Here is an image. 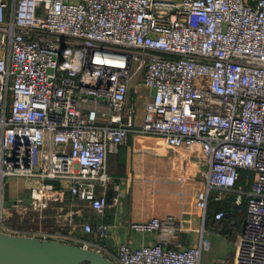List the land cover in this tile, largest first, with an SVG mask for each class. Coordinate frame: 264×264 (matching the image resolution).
Segmentation results:
<instances>
[{
  "label": "built area",
  "instance_id": "1",
  "mask_svg": "<svg viewBox=\"0 0 264 264\" xmlns=\"http://www.w3.org/2000/svg\"><path fill=\"white\" fill-rule=\"evenodd\" d=\"M140 73L150 97L137 125L129 96ZM132 132L199 147L209 163L203 220L215 190L246 207L234 258L215 264H264V0H0V233L115 264H202V239L170 246L174 216L132 223L159 240L110 252V226L63 212L67 193L105 210L108 154ZM11 180L25 192L7 199ZM54 206L59 227L43 228Z\"/></svg>",
  "mask_w": 264,
  "mask_h": 264
},
{
  "label": "crops",
  "instance_id": "2",
  "mask_svg": "<svg viewBox=\"0 0 264 264\" xmlns=\"http://www.w3.org/2000/svg\"><path fill=\"white\" fill-rule=\"evenodd\" d=\"M142 94L147 102L150 90L142 84H135L129 96L133 110L137 111V101ZM143 113L136 112L137 125H140ZM208 170L209 163L199 147L193 150L169 147L156 136L132 132L126 144L108 154L107 173L111 179L105 210L98 213L74 200L69 193L61 204L65 213L73 214L78 224L89 222L110 226L111 235L102 243L110 252L121 243L141 247L157 242L158 234L137 233L131 229L132 223L154 217H175L176 227L181 231L170 239V246H192L201 239L204 245L207 228L197 207V195L205 187ZM11 185L15 187L11 197L25 192L23 180H11L9 187ZM208 233L211 235L213 231ZM77 235L85 240L99 241L95 233L86 234L79 230ZM208 253L210 251L204 247L206 259L203 263L202 257V264H215L218 258L211 259Z\"/></svg>",
  "mask_w": 264,
  "mask_h": 264
},
{
  "label": "water",
  "instance_id": "3",
  "mask_svg": "<svg viewBox=\"0 0 264 264\" xmlns=\"http://www.w3.org/2000/svg\"><path fill=\"white\" fill-rule=\"evenodd\" d=\"M0 264H115L106 256L68 243L0 233Z\"/></svg>",
  "mask_w": 264,
  "mask_h": 264
},
{
  "label": "rangeland",
  "instance_id": "4",
  "mask_svg": "<svg viewBox=\"0 0 264 264\" xmlns=\"http://www.w3.org/2000/svg\"><path fill=\"white\" fill-rule=\"evenodd\" d=\"M142 78H143V75L142 73H140L136 78L135 84L142 82ZM137 102H138L137 107H136L137 113L142 114L144 105L146 103L145 95L142 94V97L138 98ZM14 188H15L14 185H11V187L7 188V199H9L12 196ZM212 196L213 198L216 196H221L223 197V200H226V201H231L232 200L231 198L232 197L234 198V196L231 193L221 191V190L213 191ZM57 207L54 206L53 208L49 210V212L46 213L48 216V219L43 220L41 222V225L43 226V228H48V229H53V230L58 229L59 222H57L56 217L58 213L60 212V209L59 207L58 208ZM245 208H246L245 203H243V205L241 206H234V209L238 210L237 214L236 216L233 217V219H230L231 222L228 219L230 223L229 222L226 223V220L223 221L224 223L227 224L226 225L227 228L224 227L226 229L224 233L221 232L220 229H218L219 227L216 229H212V228H209L208 225L206 226L207 230L205 231L204 247L206 250L210 251V253H208L207 255L211 259L224 258V259H227L228 261H232V259L234 258L235 250H236V242L238 240L240 229L243 223L242 221L245 215ZM65 211L66 210L64 209L63 212ZM205 223H206V220H205ZM208 231H213V233H211L210 235ZM205 259H206V256L204 254L203 263Z\"/></svg>",
  "mask_w": 264,
  "mask_h": 264
},
{
  "label": "trees",
  "instance_id": "5",
  "mask_svg": "<svg viewBox=\"0 0 264 264\" xmlns=\"http://www.w3.org/2000/svg\"><path fill=\"white\" fill-rule=\"evenodd\" d=\"M245 175H246V172L244 173V177L242 178V180L239 182V185L242 184L245 186L247 184L246 179H245ZM233 199L234 198L232 197L231 201H226V200L218 201L215 199V197L213 198V196H212L210 199V202H209V206H208L207 217H206V226L208 225V227L212 228V229H216L219 227L218 229H220L221 232L224 233L226 230L225 228H227L226 223L229 222L230 219H233V217L236 216L237 211H238V210L234 209V206L232 204ZM219 212L224 213V217L221 220L216 219V215ZM244 218H245V215H244ZM244 218H243L242 222H244ZM228 219H229V221H228ZM225 220H226V223L223 222ZM229 223H228V225H229ZM242 227H243V223H242L240 232L242 231Z\"/></svg>",
  "mask_w": 264,
  "mask_h": 264
}]
</instances>
